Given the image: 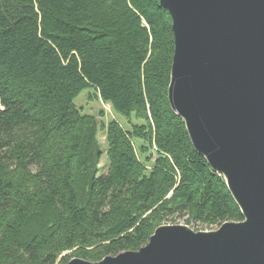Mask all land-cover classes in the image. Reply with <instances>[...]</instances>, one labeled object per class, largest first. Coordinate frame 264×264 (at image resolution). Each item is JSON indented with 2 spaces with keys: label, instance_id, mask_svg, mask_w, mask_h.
<instances>
[{
  "label": "trees",
  "instance_id": "trees-1",
  "mask_svg": "<svg viewBox=\"0 0 264 264\" xmlns=\"http://www.w3.org/2000/svg\"><path fill=\"white\" fill-rule=\"evenodd\" d=\"M173 55L159 0H0V264L99 261L176 216L243 220L170 107ZM85 88L126 124L78 108Z\"/></svg>",
  "mask_w": 264,
  "mask_h": 264
},
{
  "label": "water",
  "instance_id": "water-1",
  "mask_svg": "<svg viewBox=\"0 0 264 264\" xmlns=\"http://www.w3.org/2000/svg\"><path fill=\"white\" fill-rule=\"evenodd\" d=\"M159 1L174 33L170 107L243 220L162 224L139 250L65 264H264V0Z\"/></svg>",
  "mask_w": 264,
  "mask_h": 264
},
{
  "label": "rangeland",
  "instance_id": "rangeland-1",
  "mask_svg": "<svg viewBox=\"0 0 264 264\" xmlns=\"http://www.w3.org/2000/svg\"><path fill=\"white\" fill-rule=\"evenodd\" d=\"M75 104L78 108H80L84 113L93 114L97 116L98 120L108 121L112 118L119 119L122 123L126 124L125 117L116 114L112 109L111 105L108 103H104L100 98L96 97L94 94V89L85 88L81 93L75 98ZM100 141L104 145V135L100 133ZM105 159H102L101 165ZM102 171L99 172L101 174ZM164 224H183L188 225L195 231H212L217 230L220 226H212L203 228L197 224H187L186 219L184 217H173Z\"/></svg>",
  "mask_w": 264,
  "mask_h": 264
}]
</instances>
